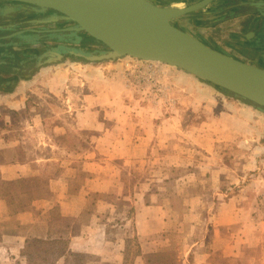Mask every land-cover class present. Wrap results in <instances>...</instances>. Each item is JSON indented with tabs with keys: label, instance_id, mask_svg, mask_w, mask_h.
I'll return each mask as SVG.
<instances>
[{
	"label": "rangeland",
	"instance_id": "1",
	"mask_svg": "<svg viewBox=\"0 0 264 264\" xmlns=\"http://www.w3.org/2000/svg\"><path fill=\"white\" fill-rule=\"evenodd\" d=\"M154 1L165 6L186 7L199 0ZM228 2L213 0L199 10L173 18L172 22L217 49L243 61L257 63V54L247 49L251 46L246 41L257 36L254 18L258 14L229 11L224 7ZM14 3L11 4L15 7L13 10L5 11L1 7L0 42L5 34L16 30L22 32L12 40L30 37L32 29L59 33L54 29L72 24L66 20L41 21L53 11H37L27 4ZM76 34L79 38L72 40ZM68 36L71 38L66 42L54 34L10 49L20 55L41 56L49 47L65 54L59 61L50 62L44 56V63L30 71H26V64L6 61L14 67L23 65L25 70L21 73L0 68L1 78L18 77L11 90L0 88V92L14 91L23 80L26 84L22 92L29 97L23 115H15L4 103L5 116L0 114L4 119H0V124L4 121L17 128V139L7 147H0V164H7L0 168V242L16 231L26 237L17 252L18 258H15L12 245H9L12 249L7 248L9 251L0 249V264H211V261L215 264V258L216 264H253L237 260L241 249L235 243L237 226H227L226 238L220 239L219 234L226 228L218 223L225 218L217 212L220 202L239 196L245 203L240 206L250 210L251 220L256 225L257 221L264 222V195L254 199L247 189L242 191L248 183L253 184L248 188L251 191L257 188L258 180L264 175L263 159L256 160L252 149L242 147V139L235 135L216 142L213 149L206 147L205 133L213 131L207 123H213L214 111L201 100L205 90L190 81L183 83L178 77L186 70L130 55L92 57L108 53L109 49L83 31H70ZM2 61L0 55V63ZM189 75L193 76H190L191 81L224 95L229 101L249 104L264 112L262 107L192 73ZM102 81L106 83L101 85ZM109 81L120 84L114 90L122 94L115 101L111 100L110 106L107 99L103 100L102 106L121 108L119 110L126 107L140 125L144 123V115L150 114L149 119L146 117L149 146L96 148L87 144L91 141L88 137L91 131L83 126L84 120L74 123L77 111L98 109L99 101L93 100L94 93L111 89ZM29 109H36L41 115L35 116L36 113ZM89 117L94 119L91 114ZM60 124L72 131L55 130L54 126ZM100 124H95L98 126L95 131L99 133ZM2 138L5 139V135ZM14 142L17 144L10 146ZM15 160L24 163L10 164ZM74 190L90 192L84 196L81 212L74 213L72 209L77 205H72ZM141 206H149L152 216L157 217L151 222L156 232L147 233L150 230L146 228L144 235L138 234L135 217ZM146 216L150 219L149 213ZM157 219L163 221L155 222ZM89 223H93L92 229ZM47 225V235L37 236L44 233ZM101 225L109 226L108 234L114 242L109 249L113 252L104 255L105 258L70 248L71 237L87 240L90 235L83 236L81 231L100 232ZM146 225H150L149 222ZM123 237H126V244L122 249L118 241ZM37 238L60 242L42 245L40 249L34 248L37 243H33L29 257L24 252L27 239ZM94 245L99 252L105 251V245L97 239ZM224 246L226 250L220 249ZM57 247L64 251L60 252ZM202 251L214 253L205 260Z\"/></svg>",
	"mask_w": 264,
	"mask_h": 264
},
{
	"label": "crops",
	"instance_id": "2",
	"mask_svg": "<svg viewBox=\"0 0 264 264\" xmlns=\"http://www.w3.org/2000/svg\"><path fill=\"white\" fill-rule=\"evenodd\" d=\"M0 10H2L1 6H0ZM3 10L8 11L13 9L10 7H5V9ZM1 12L3 13V11ZM2 13L0 14L2 15ZM189 74L191 73L187 71H183L181 75H179L178 77L182 79L183 83L190 81L192 85L198 86L200 90H205V93H203V99L201 100L203 102L205 101L207 107H211L210 108L211 111L212 110L214 111L215 117L213 118L214 119L213 123L210 122L207 123L208 128L209 129L212 128L213 131H207V132L205 131L206 132L205 134H207L205 136V140H207L205 141L207 143L206 147L213 149L216 142L225 141L227 137H231L232 135L233 136L235 135L242 139V141H240L242 147H246V148L248 147L252 149V152L255 155V159L256 158H258L259 160L263 159L264 161V112L255 109L252 105L249 104H242V103L229 101L224 95L210 91V89H207L206 87H202L200 83L196 84L194 81H191L193 80L190 77L192 75ZM103 83L106 82L102 81L101 85ZM173 83H171V85H173ZM25 84H26L25 81L22 80L16 86V89L14 91L5 92V93L0 92V104H2L0 105V114L3 117L5 116V111L2 110V108H4L3 103L6 104L8 107H10L13 113L15 112V115H23V113L27 111L26 110L27 100H29V97L26 95V93L22 92V88H24ZM110 84H112V82L109 83V86H112L111 89L107 91L103 90L101 92L97 91L96 93H94L95 97H93V100L95 99L99 101L98 109H89V111H77L75 113L76 116L74 115L75 117H73V119H75L74 123L76 124L79 122V119H83L84 120L83 126L86 125L85 128H88V130L91 131V133L88 135L91 141L87 142V144H89L90 146H94L96 148H107V149L120 148V147L131 149L138 146H146V145L149 146L150 143H147L148 123H146V121L150 118V114L147 113L144 115L142 119L144 123L140 125V123L133 120L130 109H127L125 107V109L119 110L121 108H115V107L109 108L102 106L103 100L107 99L108 100L107 104L110 106L111 104H113L111 100L115 101L117 97H119V95L122 94L119 91L115 92L114 90L116 89V87H119L120 84L118 83L112 85ZM31 110H33L35 113L37 112L36 109H29V112H31ZM89 114H91V116L94 119H88L90 118ZM38 115H41L40 112L35 114V116ZM82 116H88V117L87 119L78 118ZM3 117L0 119H3ZM146 117H148L147 120ZM108 118L115 120L111 121L108 120ZM88 121L91 122L88 123ZM98 123H102V125L100 124V127H102L99 129L101 130L100 133L95 131L98 130V126H95V124ZM91 124L93 125L91 126ZM0 125H1L0 147H7L9 146V142H13L12 140L17 139L16 138L17 128L10 126V124L5 123L4 121ZM41 126L42 129L45 130V124L43 120H41ZM138 126H140V128ZM54 127L55 130H59L63 132L72 131L71 129L65 127V125L63 124L55 125ZM137 130L139 131V136H137V132H138ZM4 135H5V139L2 138ZM3 139L5 140V142ZM16 144L17 143L14 142L12 145L10 144V146H15ZM76 145L79 146L78 144ZM49 146L56 147L55 145L52 144H49ZM76 155L81 157V154H79L78 152L76 153ZM20 163H24V162L15 160L12 161L10 164L14 165ZM5 167H7V164H0V168H5ZM60 178H63L62 175L60 176ZM218 180L220 184H222L221 183L222 178L219 177ZM257 184H258L257 188L256 189L252 188L253 191H251V189L248 188H250L253 184L248 183L244 186L245 188L242 189V191L247 189V191L250 192L251 195L250 197L254 196V199H256L258 196H261L262 194L264 195V191H263L264 175L261 176V179L258 180ZM66 192H68V190ZM89 193L90 192L88 191L82 193V191L78 192L77 190H74V198L72 199V202L73 201L75 202H73L72 205L74 203L77 204L75 208L72 206L74 213L77 211L81 212L80 210L84 208V204H83L84 196L89 195ZM238 200H239V196H236V197H229L228 202L226 201L220 202V209L218 210L217 215L225 219H223V221H221L218 224L220 225V227L222 226L225 227L226 230L225 232L220 233L219 237L220 239L226 238L227 226L229 225L237 226L238 233L235 238V243L236 245L241 246V249L237 254L238 255L237 260L241 261L242 263H249V261L250 262L252 261L253 264H264V222L261 220L260 221L256 220L258 222V225H256V222L251 220L250 210H248V208L243 209L240 206V205H245V203L243 204L240 200L238 203L237 202ZM98 201H101V199H98ZM34 204H38V202ZM108 204L109 206L112 205L111 203ZM78 206H80L79 209L77 208ZM67 207L68 205L66 206V208ZM110 208H113V206L112 207L110 206ZM110 208L108 210H110ZM226 210L229 211L226 212ZM155 211H158L156 207H155ZM147 213H149L150 219H146ZM135 218H136L135 224L139 230L138 234L144 235L145 232L147 231L146 228H149L150 230L147 233L156 232V229H153L155 227L154 223L151 222H153V218H157V217L152 216L151 209L149 208V206H141L140 211L137 212ZM159 221H163V220L157 219L155 222H159ZM146 222H149L150 225H146ZM92 227H93V223H89V228L92 229ZM108 229H109L108 225L107 228L105 227V225H101L100 232L95 231V233H92V231L83 230L81 231L83 232V236L84 235L86 236L90 235V236H87V240L85 238H79L78 236L71 237L70 248L72 250L73 249L79 251L82 250L84 253L86 252L90 254H100L101 257L105 258L104 255H109L111 252H113V250L110 251L109 249L113 248L111 244L114 243L109 237ZM47 231H48V225L45 227V231L43 234L40 235L33 234V235L46 236ZM95 234L96 235L98 234V237L96 238L93 237V235ZM25 239H26L25 236H22L19 231H16L10 235L5 236L3 241L0 242L1 245L0 249L7 250L9 245H12V247H15V251H13V253H15V258H18L19 254L17 252H19L20 248L24 245ZM96 239L99 242H101V245L103 246L105 245L104 248L105 251L99 252L98 249L95 248L94 241ZM118 242L122 243V249H123L124 245L126 244V237L119 239ZM219 247L222 246L219 245ZM9 248L12 249L11 247ZM212 248H213V244L211 243L210 249ZM220 249L226 250V247L224 246L223 248ZM211 253L214 252L212 251ZM211 253L202 251L205 260L207 258L206 256H209ZM216 261L217 258H215V264ZM211 264L214 263L211 261Z\"/></svg>",
	"mask_w": 264,
	"mask_h": 264
},
{
	"label": "water",
	"instance_id": "3",
	"mask_svg": "<svg viewBox=\"0 0 264 264\" xmlns=\"http://www.w3.org/2000/svg\"><path fill=\"white\" fill-rule=\"evenodd\" d=\"M14 9L11 2L33 5L37 11L52 10L41 21L66 20L69 27L58 31H83L104 44L108 53L92 57L130 55L145 60L162 61L180 67L211 85L231 92L244 101L264 108V68L243 61L217 49L174 24L172 19L205 7L213 0H199L186 7L160 5L154 0H0ZM35 29H32L34 31ZM48 30V29H45ZM16 30L2 38L21 34ZM149 40L156 47L133 45L130 37ZM129 37L130 39H127ZM25 38V41L33 40ZM162 40L174 49L165 48ZM0 45L5 43L0 42ZM18 42H14V47ZM47 56L50 62L63 57L54 49L38 57L37 65Z\"/></svg>",
	"mask_w": 264,
	"mask_h": 264
},
{
	"label": "flooded vegetation",
	"instance_id": "4",
	"mask_svg": "<svg viewBox=\"0 0 264 264\" xmlns=\"http://www.w3.org/2000/svg\"><path fill=\"white\" fill-rule=\"evenodd\" d=\"M11 4H15L14 2H11ZM18 4V3H17ZM23 4V3H20ZM0 6L4 9L5 7L8 6V4H6L4 1L0 2ZM225 8H227L229 11H233L236 10L237 14H258V16L256 18H254V28H256L255 30L257 33V36L253 39H247L246 42H248V44H250V48L247 47V49L253 50L254 52H256L257 57H258V61L257 63H252L255 64L257 66L263 67L264 68V0H229L228 3H226V5H224ZM44 13H38V15L43 16ZM58 33V32H57ZM30 37H32L31 35H29ZM25 38H27L25 36ZM25 38H17V39H8V44H14V42H18V44L20 43V41H22ZM79 36L76 34L75 36V41L76 39H78ZM72 39V38H71ZM64 42H66L65 40H62ZM4 43V42H3ZM66 46V45H65ZM14 48V45H13ZM62 48V46H61ZM65 48H69V47H65ZM3 50L0 51V55H2L3 51H10L11 48H8L7 45H3L2 47ZM47 50H49V47L46 48ZM45 49V50H46ZM64 49V48H63ZM63 53V52H61ZM41 54V53H40ZM64 54V53H63ZM65 55V54H64ZM30 57H32L33 59L30 60V62L28 63V67L26 71H30V69H34L36 64H37V60H38V54H32V55H28ZM3 57V55H2ZM12 58L9 61L12 62H16L18 60L17 58V54H14L13 56H11ZM36 57V58H35ZM35 58V59H34ZM20 62V61H17ZM8 65V64H7ZM22 65V64H20ZM11 66L15 72H23L24 66L22 65L21 67H14L12 65H8Z\"/></svg>",
	"mask_w": 264,
	"mask_h": 264
},
{
	"label": "trees",
	"instance_id": "5",
	"mask_svg": "<svg viewBox=\"0 0 264 264\" xmlns=\"http://www.w3.org/2000/svg\"><path fill=\"white\" fill-rule=\"evenodd\" d=\"M18 3H22V2H18ZM29 6L32 7L33 5H29ZM60 33H63V35L65 34L67 36L66 37L62 36L61 37L62 34H60ZM69 33H70V31L69 32H64V31L61 32V31H59V33H57V32H49L48 30H43V31L34 30V31L30 32L31 36L34 38L33 40L25 41L23 39L22 41H20L19 44L20 45H24V44H28L29 42H37L38 40H40V38L42 39V38H45L46 36H52L54 34L57 37H59L60 40H65V41L67 40L68 41L71 38V37L68 36ZM73 39H75V38H72V40ZM1 40L5 43V45L8 46V48H13L12 46L14 44H12V43L8 44V41H7L8 39H1ZM1 50H3V49L0 48V51ZM14 54H18L19 57H18L17 61H20L22 64H26L25 66H27V67H28V63L30 62V60L33 59L32 57L27 56V55H20V52L16 53V51H8V50L3 51L2 55H3L4 61H2L0 63L1 70L15 72L14 69L12 67L8 66L7 63H6V61H9L12 58L11 56H13ZM36 68H37V64H36L34 69H36ZM19 73H21V72H19ZM17 81H18V77H11V78H9V77H2L1 78L0 77V88L4 89V90H11L14 87V84H16ZM56 242L57 241L50 240V239H42V238H37V239H33V240H28L27 239V244H26V248H25L24 252H26L28 254V256L31 257V253L29 251V248L31 247V245L33 243H37L36 245L33 246L34 248L40 249L42 245H46V244L53 245ZM58 242H60V241H58ZM65 243H68V241H65ZM57 248L60 249V252L64 251V249L61 250L60 247H57Z\"/></svg>",
	"mask_w": 264,
	"mask_h": 264
},
{
	"label": "bare ground",
	"instance_id": "6",
	"mask_svg": "<svg viewBox=\"0 0 264 264\" xmlns=\"http://www.w3.org/2000/svg\"><path fill=\"white\" fill-rule=\"evenodd\" d=\"M131 38V39H130ZM127 37V39H130L129 41L133 43V45L135 46H140V47H156V44L149 41V40H145V39H139L137 38V36H132V37ZM162 43L165 44V48H169V49H174L171 48L173 47V45H168V41L167 40H162Z\"/></svg>",
	"mask_w": 264,
	"mask_h": 264
}]
</instances>
